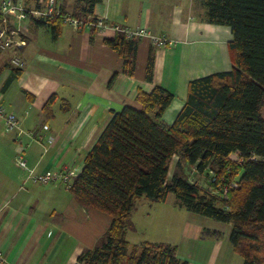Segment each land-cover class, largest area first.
Segmentation results:
<instances>
[{
	"label": "crops",
	"instance_id": "crops-1",
	"mask_svg": "<svg viewBox=\"0 0 264 264\" xmlns=\"http://www.w3.org/2000/svg\"><path fill=\"white\" fill-rule=\"evenodd\" d=\"M15 1L32 10H45L48 3ZM54 3L71 14L76 0ZM204 13L203 0H138L137 5L100 0L92 15L81 18L102 17L107 28L63 24L56 38L48 26H31L28 16L14 19L21 29L16 38L23 43L17 49L0 47V102L16 114L20 134L16 130L11 138L5 137L0 117V248L5 257L0 264H78L77 255L99 242L110 222L108 214L82 206L60 181H31L14 158L22 155L35 173L68 166L76 176L111 111L123 105L140 108L138 90L149 92L156 84L173 93L161 115V121L173 122L186 99L189 80L233 66L230 28L207 22ZM112 25L144 28L152 35H165L172 43L138 38L135 71L128 76L121 72L120 55L105 43V38L114 36ZM149 48L154 52L151 80L145 78ZM13 56L23 64H13ZM12 67L21 72L4 87ZM114 72L117 76L109 85ZM24 132L27 136L22 140ZM29 132L43 137L34 139ZM49 135L53 136L50 142ZM174 197L173 207L160 208L178 216L167 238L127 239L130 230H137L132 212L126 240L175 244L177 257L187 264H242L229 239L230 223L189 211Z\"/></svg>",
	"mask_w": 264,
	"mask_h": 264
},
{
	"label": "trees",
	"instance_id": "trees-1",
	"mask_svg": "<svg viewBox=\"0 0 264 264\" xmlns=\"http://www.w3.org/2000/svg\"><path fill=\"white\" fill-rule=\"evenodd\" d=\"M98 2L76 0L70 15H92ZM203 2L207 22L230 28L233 66L189 80L184 104L171 123L161 121V115L173 93L159 84L149 92L138 90L140 108L123 105L111 111L80 172L64 183L82 206L110 216L99 242L77 255L78 264H187L177 257L175 244L125 238L135 201L144 196L163 202L168 193L189 211L230 223L229 239L242 264H264V0ZM65 15L62 8L58 15L30 13L28 21L35 28L48 26L56 38ZM137 41L121 30L105 38L128 76L135 71ZM153 66L149 48L147 80ZM20 72L12 67L4 87ZM116 76L114 72L109 85ZM186 167H193L206 186L190 179ZM214 174L217 180L210 183ZM232 181L236 186L223 194Z\"/></svg>",
	"mask_w": 264,
	"mask_h": 264
},
{
	"label": "built area",
	"instance_id": "built-area-1",
	"mask_svg": "<svg viewBox=\"0 0 264 264\" xmlns=\"http://www.w3.org/2000/svg\"><path fill=\"white\" fill-rule=\"evenodd\" d=\"M60 9L55 5L54 0H48L47 7L45 10H32L23 6L21 3L15 0H0V47H12L13 49H17L23 42L19 41L16 38V32L19 30V26L15 24L14 19L21 20L27 17L30 13L32 14H44V15H58ZM62 22L64 24L71 25L75 28H82L83 26H92L99 29H105L108 25L105 23L104 18L95 17V18H79L72 16L70 14L63 16ZM114 32L117 30L123 31L128 37L140 38L143 36H149L153 42L156 44H170L172 40L167 38L165 35H152L144 28H127L120 27L117 25L110 26ZM115 34V33H114ZM11 62L16 66H21L23 62L17 57L13 56ZM0 117L2 119L3 130L6 132L18 130V134H20V123L16 114L7 110L5 106H3L0 102ZM46 128V125L43 126ZM29 135L34 139H42L41 134H34L29 132ZM47 141H52L53 136L49 135L46 137ZM46 149V148H45ZM15 163L23 169H26L28 174L27 178H29L33 182L47 183L53 180H59L63 183H66L70 180L72 176H75V173L70 170L68 166H63L60 170L56 171H45L42 173H35L33 168L29 167L26 160L22 157V155H18L15 158ZM217 178L215 174L211 177L210 183H213ZM200 186H206V183L199 182ZM209 190H216L213 185H208ZM236 186V182L232 181L230 184H226L223 187V194H226L229 187ZM5 257L2 249L0 248V262H4Z\"/></svg>",
	"mask_w": 264,
	"mask_h": 264
},
{
	"label": "rangeland",
	"instance_id": "rangeland-1",
	"mask_svg": "<svg viewBox=\"0 0 264 264\" xmlns=\"http://www.w3.org/2000/svg\"><path fill=\"white\" fill-rule=\"evenodd\" d=\"M124 4L125 2H130V3H134V5L138 4V0H123ZM23 26V23H22ZM135 29V28H133ZM21 29L19 28V30L16 32L18 35L20 34ZM15 131H10V132H6L3 130V135L5 137L11 138L14 134ZM26 133L24 132L22 134V136H20V138L23 140V138H26ZM20 139V140H21ZM15 155V157L18 154H12V157ZM176 160V157H174ZM15 160V158H14ZM174 159L171 161L170 163V170H169V177L171 176L173 170H174ZM19 168H21L19 166ZM187 168V167H186ZM186 173L188 176H190V179L194 178L197 181H203V177L199 174L194 173L193 167H189L186 169ZM53 181H59V180H53ZM51 182V181H50ZM171 196V197H170ZM169 197L171 199H169ZM168 199L165 201V204L162 203H156L153 205L155 206V208H153L151 210V208H149V204L150 201L149 199H147L144 196H141L139 199H137L135 201V207H134V211L132 210V220L133 222L136 224L137 230L136 231H129V233L127 234V239L129 240H135V241H140L143 239H149V240H159V239H165L168 237L169 234H171V232L173 230H175L172 225L174 224L176 218H178V216L175 213H170V212H162V210L160 208H164L165 207H173V203H172V198L174 197V195H172V193L169 194ZM175 198V197H174ZM162 208V209H163ZM146 211H149L150 213L147 215L145 213ZM178 210V209H177ZM179 212V211H178ZM183 212V211H182ZM187 212V211H184ZM223 222L224 221H220ZM145 226V227H144Z\"/></svg>",
	"mask_w": 264,
	"mask_h": 264
}]
</instances>
